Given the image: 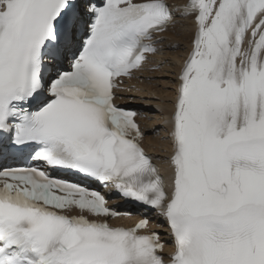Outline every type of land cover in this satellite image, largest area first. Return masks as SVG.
<instances>
[{"label":"snow or ice","instance_id":"6c2138e0","mask_svg":"<svg viewBox=\"0 0 264 264\" xmlns=\"http://www.w3.org/2000/svg\"><path fill=\"white\" fill-rule=\"evenodd\" d=\"M178 20L165 175L117 101ZM0 264H264V0H0Z\"/></svg>","mask_w":264,"mask_h":264},{"label":"bare ground","instance_id":"6f19581e","mask_svg":"<svg viewBox=\"0 0 264 264\" xmlns=\"http://www.w3.org/2000/svg\"><path fill=\"white\" fill-rule=\"evenodd\" d=\"M169 3L174 4H182L184 0H171ZM165 44L164 51L153 58V63L146 66V68L154 67V66H163V72L153 73L147 69L143 71L142 78L144 83L139 85L137 79H132V83H134L133 91L126 95L124 93V100L131 102L133 105L138 106L140 104L146 103L155 105L158 110L164 108L167 111H171V105L163 103L166 100L171 99V93L167 92L165 89L170 86L171 77L169 73L173 70V65H175V69L178 70L180 58L183 55H186L187 49L189 47L190 38H191V28L189 25L177 21V24L173 29L169 32L165 33ZM174 41L177 44H174ZM170 46H178V50H173ZM151 77H156L158 79H149ZM131 83V84H132ZM153 96L159 97L156 103L144 102L143 99H153ZM141 113L143 118L139 120L142 128L147 133L145 138V147L149 155L156 157L155 162L161 168L162 173L165 175L168 174V168L165 163V158L171 153V145L170 143L163 139V132H161L155 139L149 137L151 129L154 127H162L160 122V113L154 111L150 116H147L143 109H141ZM151 118L153 121L151 122ZM157 223H161L159 218L156 219ZM170 251L167 248L166 252Z\"/></svg>","mask_w":264,"mask_h":264}]
</instances>
